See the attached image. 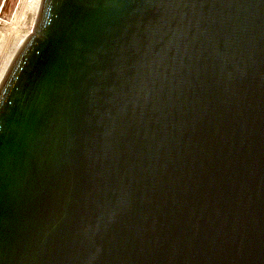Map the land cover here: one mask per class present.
Instances as JSON below:
<instances>
[{
    "label": "water",
    "instance_id": "1",
    "mask_svg": "<svg viewBox=\"0 0 264 264\" xmlns=\"http://www.w3.org/2000/svg\"><path fill=\"white\" fill-rule=\"evenodd\" d=\"M0 264H264V0H41L0 81Z\"/></svg>",
    "mask_w": 264,
    "mask_h": 264
},
{
    "label": "rangeland",
    "instance_id": "2",
    "mask_svg": "<svg viewBox=\"0 0 264 264\" xmlns=\"http://www.w3.org/2000/svg\"><path fill=\"white\" fill-rule=\"evenodd\" d=\"M29 0H0V63L11 40L29 29Z\"/></svg>",
    "mask_w": 264,
    "mask_h": 264
},
{
    "label": "bare ground",
    "instance_id": "3",
    "mask_svg": "<svg viewBox=\"0 0 264 264\" xmlns=\"http://www.w3.org/2000/svg\"><path fill=\"white\" fill-rule=\"evenodd\" d=\"M40 3L41 0H29L27 7L31 13L29 29L25 32H19L9 43V47L0 63V81L21 43L27 36L32 34Z\"/></svg>",
    "mask_w": 264,
    "mask_h": 264
}]
</instances>
